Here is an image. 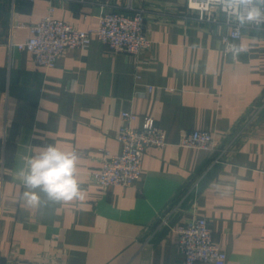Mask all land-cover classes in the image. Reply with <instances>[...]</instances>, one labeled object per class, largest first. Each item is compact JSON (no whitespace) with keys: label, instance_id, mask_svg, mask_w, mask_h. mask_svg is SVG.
<instances>
[{"label":"crops","instance_id":"1","mask_svg":"<svg viewBox=\"0 0 264 264\" xmlns=\"http://www.w3.org/2000/svg\"><path fill=\"white\" fill-rule=\"evenodd\" d=\"M185 3L113 0L123 13L146 9L149 48L136 56L93 40L46 68L8 42L24 41L25 25L48 14L92 28L100 7L0 0V264H183L177 233L153 229L166 208L171 226L206 217L224 264H264V31H244L239 54L226 56L224 13L199 19ZM126 110L137 114L135 127L153 117L167 144L145 150L130 185L101 187L87 171L104 150L121 151ZM194 129L212 132L219 150L180 146ZM48 144L78 154L83 199L28 207L18 173Z\"/></svg>","mask_w":264,"mask_h":264},{"label":"built area","instance_id":"2","mask_svg":"<svg viewBox=\"0 0 264 264\" xmlns=\"http://www.w3.org/2000/svg\"><path fill=\"white\" fill-rule=\"evenodd\" d=\"M32 2L33 0H26ZM50 2L53 0H49ZM78 3L96 4L100 7L96 26L80 29L73 24L52 17L50 14L39 21L25 25L30 34L24 41H9L8 46L18 50H27L32 54L35 65L53 67L58 58L67 50L88 47L93 40L102 42L110 52H125L139 56L150 46V40L145 34L146 9L134 8L127 14L114 9L113 0H69ZM208 7L200 11L193 0H186L185 9L197 12L199 19L213 8L224 13V23L229 30L220 35V47L224 55L236 57L231 46H237L238 39L244 31H264V24H246L241 27L233 17H229L218 0H207ZM53 7H50L52 10ZM122 125L117 134L121 143L119 153L104 150L100 165L87 171L88 176L101 187L111 185H130L139 178L142 171V156L148 147L161 148L167 144L165 131L155 123L153 117L145 115L139 127L133 126L137 119L134 111L121 112ZM180 146L195 147L208 152L217 151L214 134L207 130L194 129L182 136ZM224 149H221L220 155ZM220 155L217 159L220 158ZM199 179L190 182L189 189H196ZM171 208H166L156 219L154 231L164 227L172 228L177 233L176 246L183 256V264L208 262L224 264L226 253L218 242L213 239L212 229L204 216L193 215L190 219L171 226L169 214Z\"/></svg>","mask_w":264,"mask_h":264},{"label":"clouds","instance_id":"3","mask_svg":"<svg viewBox=\"0 0 264 264\" xmlns=\"http://www.w3.org/2000/svg\"><path fill=\"white\" fill-rule=\"evenodd\" d=\"M229 17L239 26L264 24V0H218ZM200 11L208 7L207 0H193ZM233 55L240 49L232 45ZM75 151L59 150L48 144L38 154L29 155L18 175L24 191L21 201L28 207L42 208L83 199V189L76 178L77 161Z\"/></svg>","mask_w":264,"mask_h":264}]
</instances>
